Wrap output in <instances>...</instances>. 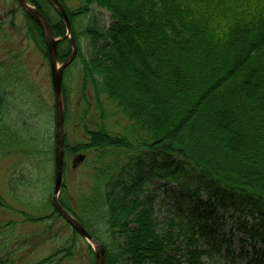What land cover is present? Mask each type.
<instances>
[{
  "label": "trees",
  "instance_id": "trees-1",
  "mask_svg": "<svg viewBox=\"0 0 264 264\" xmlns=\"http://www.w3.org/2000/svg\"><path fill=\"white\" fill-rule=\"evenodd\" d=\"M27 1L56 37L66 36V24L49 0ZM59 1L78 49L70 66L81 63L87 82L116 105L133 135L103 127L88 130L86 143L66 142V156L88 153L84 164L92 171L91 186L80 213L64 192L61 205L103 244L105 264H236L222 262L217 248L199 243L196 222L203 215L198 208L207 202L199 196V180L225 209L264 228V0H83L78 9ZM93 5L108 11L112 24L78 31L77 22ZM10 14L14 18V10ZM24 16L26 37L48 58L43 29L25 11ZM87 35L91 59L83 49ZM58 53L60 62L71 55L68 38L59 43ZM19 57H11L17 67L0 57V157H21L10 180L12 195L46 186L49 196L42 209L49 206L52 213L35 217L22 211L26 221L62 219L47 189L55 177L49 163L54 162L56 108L41 99ZM16 80L27 85L22 91L28 109L21 113L11 95ZM63 96L67 121L64 90ZM145 166L182 192L195 186L198 208L189 210L186 226L174 219L165 228L157 222L154 198L143 187ZM0 207L10 208L1 193ZM258 224L246 233L264 242ZM15 225L0 222V232L10 228L6 237L0 233V264H18L9 257L10 246L21 249L14 241ZM176 226L182 234L175 233ZM74 248L69 240L41 261L25 264H63ZM89 250L93 256L90 245ZM259 259L264 263V254Z\"/></svg>",
  "mask_w": 264,
  "mask_h": 264
},
{
  "label": "rangeland",
  "instance_id": "rangeland-1",
  "mask_svg": "<svg viewBox=\"0 0 264 264\" xmlns=\"http://www.w3.org/2000/svg\"><path fill=\"white\" fill-rule=\"evenodd\" d=\"M82 1L66 0V3L70 9H78L82 5ZM10 10H14V18L10 14ZM111 24V14L106 9L93 5L91 13L77 22V29L79 31L83 27H90L103 30ZM0 25V57L11 61L12 66L17 67L14 64L17 61L11 57L19 55L22 69L29 72L31 83L38 89L41 99L48 107L55 108L49 59L26 37L27 21L24 11L15 0H0ZM91 40L90 35L83 37V49L88 59H91L93 55L90 47ZM66 71L63 90L66 99H68L69 108V118L65 123L67 144L74 146L86 143L89 141L88 130H99L103 127L114 134H125L133 139V135L130 134V131L128 132L131 130L130 122L105 93L97 90L89 81L87 82L81 63L73 64ZM18 80L13 84L12 88L14 89L11 90V95L16 97V102L13 100L14 107H18L21 113L28 109L27 96L24 94L27 85ZM79 153L85 154L84 152ZM87 154L85 155L87 156ZM121 154L125 156L123 153ZM74 156L76 155L66 156L68 167L64 172L62 192L68 197L72 207L80 213V205L90 193L92 171L88 165L84 164L85 162L74 167ZM142 158L145 159L144 156ZM20 159L21 157H0V193L10 207H0V222L1 224L15 222L16 225L13 227L15 240H13L21 246V249L17 250L16 248L11 250L10 248L13 246L9 247L10 259L13 257L18 264L38 262L72 240V243L75 244L74 255L65 260L63 264H95V255L92 256L88 241L80 234L75 235L73 227L63 218L55 216L45 222L26 221L21 214L22 211L39 217L43 214H51L52 209L49 206L42 209L47 204L49 196L45 190V184L37 189L15 191L14 195L10 193V180ZM150 160L151 158L145 159L147 163ZM28 166L26 164L23 167L27 168ZM53 168H55V162L51 161L49 170H53ZM17 173L18 171H16ZM143 178L146 194H151L154 198L155 217L161 227L165 228L173 219L176 223L186 226V223L191 220L189 210L193 207L198 208L195 200L197 198L195 186L182 192L177 183L166 184L165 181L152 176L148 168L145 169ZM199 182L201 183L199 196L202 200L207 201L206 205L198 208L200 215H203L201 218L197 216L196 222L199 243L205 248H217L215 254L222 262L234 260L236 264H264L259 259L264 254V242L260 236L246 233L258 223L251 217L235 212L234 209H225L215 197H211L212 194L209 193L210 191L204 186V183L200 180ZM53 187L54 182H51L47 188L51 195ZM190 190L192 191L191 195L188 194ZM212 191L214 192L213 189ZM191 217L192 220L195 219L196 213ZM49 225H53V229L49 230ZM182 225L180 224V227ZM180 227H175L176 234H182ZM257 229L262 231L264 228L258 224ZM9 231L10 228H4L0 233L6 237ZM99 234L103 236L102 233ZM184 238L185 236H182L183 240Z\"/></svg>",
  "mask_w": 264,
  "mask_h": 264
},
{
  "label": "water",
  "instance_id": "water-1",
  "mask_svg": "<svg viewBox=\"0 0 264 264\" xmlns=\"http://www.w3.org/2000/svg\"><path fill=\"white\" fill-rule=\"evenodd\" d=\"M22 6L23 10L32 16L42 27L46 45L48 48L50 66H51V79L55 95L56 103V128H55V181L52 196V203L55 210L61 215L80 235H82L92 246L95 252V264H105V249L103 244L98 241L86 228L77 220L71 213H69L60 203L59 197L63 186V177L65 171V112L62 95V85L65 69L75 59L77 54V46L73 38L72 27L69 20L68 13L59 0H50L56 7L60 16L63 18L67 27V36L70 38L73 52L72 55L59 66L58 60V42L53 33L48 20L39 12L37 8L28 3L27 0H17ZM85 155L79 154L74 159V167L85 160Z\"/></svg>",
  "mask_w": 264,
  "mask_h": 264
},
{
  "label": "bare ground",
  "instance_id": "bare-ground-1",
  "mask_svg": "<svg viewBox=\"0 0 264 264\" xmlns=\"http://www.w3.org/2000/svg\"><path fill=\"white\" fill-rule=\"evenodd\" d=\"M69 20H70V18H69ZM71 23V22H70ZM56 37V36H55ZM57 39H59V42H58V45H59V43L62 41V38L63 37H56ZM58 47V46H57ZM77 52H78V49H77ZM48 59H49V53H48ZM58 60H59V53H58ZM49 63H50V59H49ZM51 67V66H50Z\"/></svg>",
  "mask_w": 264,
  "mask_h": 264
}]
</instances>
